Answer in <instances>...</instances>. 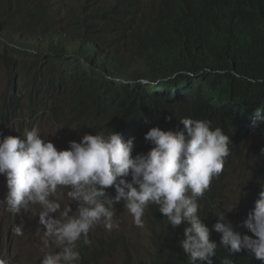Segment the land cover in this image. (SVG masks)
<instances>
[{
	"label": "clouds",
	"instance_id": "1",
	"mask_svg": "<svg viewBox=\"0 0 264 264\" xmlns=\"http://www.w3.org/2000/svg\"><path fill=\"white\" fill-rule=\"evenodd\" d=\"M5 1L18 8L30 7V0ZM38 1L31 0L33 5ZM41 2L60 17L55 27L66 29V12L55 11L49 4L52 0ZM103 2L110 14L123 20L129 32H105V17H100L106 41L102 46L115 39H121L115 44H123L135 34L154 38L165 20L172 17H177L186 29L210 31L228 28L238 19L236 0ZM127 6L131 7L129 14H125ZM67 42L81 40L69 36ZM5 73L8 88L19 98V104L9 102L11 95L0 108V191L4 195L0 205L14 215L16 223L19 214L35 206L40 208L38 227L43 231V243L48 246L51 238L57 247L45 254L40 264H151L158 256L165 264H264V189L258 197H247L250 203L245 211L236 207L245 203L240 195L221 199L223 182L233 164L240 161L244 143L253 137L264 142V116L256 114L255 120L251 119L253 128L261 127V135L252 134L240 144L238 157L233 156L236 148L231 149V139L220 128L213 129L207 120L181 119L183 127L179 131L151 128L144 136L149 143L146 149L143 144H134V138L125 141L111 129L106 135L98 134L100 122L109 120L95 119L89 112L81 114L80 119L91 117L99 127L95 130L92 123L79 142H70L67 150H57L41 138L34 127L37 122L30 126L49 112L34 105L35 89L27 90L26 80L19 76L9 83L10 76ZM60 100L72 108L76 120L71 101L58 98L55 108ZM17 120L16 131L7 132ZM25 124L29 131L21 138ZM244 138L238 136L237 140ZM229 157H234L230 166L224 164ZM215 185L220 188L219 200L209 201ZM124 213L136 227L147 231L145 259L114 252L117 243L112 231L119 227ZM96 232H101L104 246L94 240ZM15 233L22 235V227L17 226ZM118 243L125 246L124 239ZM7 260L0 255V264Z\"/></svg>",
	"mask_w": 264,
	"mask_h": 264
},
{
	"label": "trees",
	"instance_id": "2",
	"mask_svg": "<svg viewBox=\"0 0 264 264\" xmlns=\"http://www.w3.org/2000/svg\"><path fill=\"white\" fill-rule=\"evenodd\" d=\"M36 4L18 8L0 0V70L8 72L9 83L19 76L27 90L35 89L36 107L54 110L56 99L64 98L74 104L76 120L85 112L95 119L106 117L111 131L146 149L144 136L151 128L179 131L184 118L220 128L231 139V149L236 148L234 157L249 136L261 135L252 121L256 114L264 116V0H236L238 19L225 29H186L172 17L154 38L135 34L123 44L115 39L103 46L104 31L129 32L103 0L73 6L64 16L66 29L55 27L60 17L44 2ZM130 12L127 6L125 14ZM102 16L104 31L98 22ZM69 36L81 42L70 44ZM9 102L19 104V98L13 95ZM98 127L94 122L93 128ZM234 157L224 164L232 165ZM253 175L254 183L245 189L255 198L264 189L263 160ZM219 192L215 185L207 200H219ZM151 264L165 263L158 256Z\"/></svg>",
	"mask_w": 264,
	"mask_h": 264
},
{
	"label": "rangeland",
	"instance_id": "3",
	"mask_svg": "<svg viewBox=\"0 0 264 264\" xmlns=\"http://www.w3.org/2000/svg\"><path fill=\"white\" fill-rule=\"evenodd\" d=\"M82 1L83 0H52L49 4L55 11L63 14L73 6H79ZM56 4L57 6H55ZM29 6L35 7L36 5H33L30 0ZM15 59L18 60L17 62L23 61L21 58ZM21 84L22 82L20 80L18 82V87H21ZM157 85L159 84L155 83V86ZM11 95H13V91L8 88L7 75L4 71L0 70V108L3 105V100ZM58 105L59 107L55 108V110H51L48 113L45 112L41 115L42 117L37 119V123L34 127L39 129L41 138L53 143L57 150H67L70 142H79L81 138L87 134L94 120L91 117L84 118L81 121L74 120L72 116L73 110L64 100H60ZM56 117L60 119L62 123H59ZM69 123H71V127H69ZM18 124L19 120H17L12 127H8L7 132L16 131ZM109 129V122L103 120L100 122L98 134L106 135ZM91 130H93V128H91ZM26 131H29V128H26L25 124L21 131V138H23ZM261 149H264V142L258 137H253L246 141L244 143L243 158L233 164L228 171L227 178L223 182L224 192L221 199H232L236 195H240V197L245 200V203L237 204L236 207L240 210L245 211L247 202H249L247 197L251 194V190H247L245 187L249 181L254 182L250 173L257 171L258 167L261 166V161L264 156L261 154ZM0 182H3V178L1 177ZM62 196V193L58 194L57 202H60ZM3 198L4 195L0 191V199ZM39 211L40 208L38 206L30 208L18 215L16 223L14 215L6 211L4 205H0V223L2 224L0 230V255L8 259L5 264H40L45 254L50 252L53 253L57 249L51 238H49L48 246H45L43 243V231H39L38 227ZM17 226L22 227V235H17L15 233V228ZM105 232L107 234L109 233V231ZM112 232H114L113 240L117 243L114 251L115 253L119 255L125 254L138 259L146 258L145 237L147 231L144 228L136 227L126 213H124L119 227L115 228ZM121 239L125 240V246L118 243ZM94 240L96 242H102L103 246L105 244V239L101 232L95 233Z\"/></svg>",
	"mask_w": 264,
	"mask_h": 264
}]
</instances>
